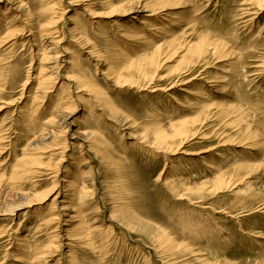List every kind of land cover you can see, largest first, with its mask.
<instances>
[{
	"label": "rangeland",
	"instance_id": "obj_1",
	"mask_svg": "<svg viewBox=\"0 0 264 264\" xmlns=\"http://www.w3.org/2000/svg\"><path fill=\"white\" fill-rule=\"evenodd\" d=\"M9 1L0 0V264H264V7L254 0H72L76 12L69 7L65 16L71 0H19L24 6L18 12ZM162 6L165 19L152 15ZM78 20L96 50L91 58L89 48L67 43L79 55L76 72L85 71L81 76L94 84L83 103L74 83L68 89L39 78L48 22L56 21L58 41L64 36L69 42L68 28ZM169 20L180 22L173 27ZM162 23L168 27L159 33ZM11 27L16 35L5 40ZM215 41L222 52L211 48L196 56L195 48ZM61 67L62 75L71 68L66 62ZM44 89L51 91L46 99ZM61 97L76 113L70 125L53 131L67 128L68 137L42 140L46 118L56 114L53 102ZM185 120L179 139L174 134ZM67 145L70 176L83 183L87 178L78 175L88 166L95 179L89 178L94 184L88 203L68 184L65 200L72 197L70 206L80 204L81 213L87 203L97 211V226L101 220L105 225L87 232L85 218L88 236L77 239L74 230L66 241L70 247L53 248L45 262L57 224L51 218L60 213L50 192ZM84 158L87 166L75 167ZM64 175L57 177L60 185Z\"/></svg>",
	"mask_w": 264,
	"mask_h": 264
},
{
	"label": "bare ground",
	"instance_id": "obj_2",
	"mask_svg": "<svg viewBox=\"0 0 264 264\" xmlns=\"http://www.w3.org/2000/svg\"><path fill=\"white\" fill-rule=\"evenodd\" d=\"M17 1V2H16ZM55 1V0H54ZM159 1V0H158ZM166 1V0H165ZM251 1V0H250ZM8 2V1H7ZM163 2V1H162ZM177 2V1H176ZM178 2H179V0H178ZM254 2H256V4L259 6V7H264V0H254ZM11 3V9H12V11H14V10H16L17 12L18 11H21V9L23 8V6H24V3H23V1H19V0H10L9 1V4ZM56 3V2H55ZM61 3H63V2H61ZM84 3H85V1H84ZM96 3V2H95ZM182 3V2H181ZM78 4V3H77ZM89 4V3H88ZM159 4H161V3H159ZM175 4V3H174ZM177 4V3H176ZM174 5V6H177V5ZM51 5H53V3L51 4ZM84 5V4H83ZM87 5V4H86ZM131 5V4H130ZM152 5V4H151ZM47 6V5H46ZM75 3L71 0V1H68L67 2V6L64 8V14L63 15H65V13L67 14V10H68V8L69 7H72V9H73V11H74V9H75ZM122 6H124V5H122ZM155 6H157V5H155ZM179 6V5H178ZM84 7V6H83ZM114 7V6H113ZM112 7V8H113ZM159 7V6H158ZM180 7V6H179ZM85 8H87V6L85 7ZM88 8H89V6H88ZM111 8V9H112ZM116 8V7H115ZM117 8H118V6H117ZM117 8H116V10H117ZM154 8V7H153ZM170 8V7H169ZM175 7H173V9H174ZM123 9H124V7H123ZM166 9L167 8H165V6H162V7H160V8H154V9H151V13H152V15H153V13H156L157 12V14L160 16V18L161 19H165V15H169L168 13H166ZM263 9V8H262ZM23 10V9H22ZM52 10H54V9H52ZM130 10H132V9H130ZM144 10V9H143ZM169 10V9H168ZM88 11V10H87ZM74 12H76V11H74ZM169 12V11H168ZM52 14H53V11L51 12ZM71 14H72V12H71ZM70 14V15H71ZM76 14V13H75ZM16 16V15H15ZM15 16H14V13L12 14V17L10 18V17H8V18H6V19H8L9 20V18H10V20H9V23H13L14 21H15ZM52 16V15H51ZM56 16H58V15H56ZM66 16V15H65ZM147 16H148V14H147ZM55 17V16H54ZM64 17V16H63ZM73 17H74V15H73ZM157 17V16H156ZM78 18V17H77ZM145 18V17H144ZM64 19H68V17L66 18H64ZM158 19V18H157ZM52 20V19H51ZM76 20V19H75ZM159 20V22H161L160 21V19H158ZM178 20H179V18H178ZM67 21V20H66ZM69 21H72V19H70V17H69ZM80 21H81V19H80ZM142 21V20H141ZM170 21V20H169ZM173 21V20H172ZM172 21H170L169 23H170V25L171 26H173V25H175L176 23H174V21L172 22ZM5 22V21H4ZM180 22V21H179ZM178 22V23H179ZM7 23V22H6ZM49 24L46 26V28H44V31H43V33H44V35H45V37H46V39H47V41H46V43H47V46L45 47V49L43 48H41V50H43V57H42V59H41V61H44V62H46V66H41L40 67V72H39V78H41V80H43V82L44 81H46V80H51V81H53L54 83L53 84H61V86H65V87H67L68 89H70V87H69V83H74V86H75V91H76V95H78L77 96V100L79 101V103H83V100H84V96L85 95H89L90 97H91V93L90 92H92V86L94 85L93 84V82L91 83L90 81H88V78H87V80H86V78H84L83 76H81L82 74L84 75V73H86L85 71H82L81 73H79V70H78V73L76 72L77 70V67L76 66H78L79 65V61L77 60V58L79 57V55H78V57L77 58H75V56H74V51H72V49H71V47H68V45L69 44H67V43H72L73 41L75 42V43H77V45H81V46H85V48L87 49V48H89L87 51H89V54H90V57L91 58H93L94 56H96V54H95V48H94V46H93V48L91 49V41H90V39L88 38V31H86V29H84L83 27L82 28H80V23H79V20L74 24V21H73V24H74V27H72V28H68V33H69V35H70V37H72V39L69 41V42H66L65 41V39L66 38H64V36H63V38L62 39H60L59 41L57 40V36H56V24H54V23H56V21L55 22H48ZM58 24V23H57ZM65 24V23H64ZM117 24V23H116ZM10 25V24H9ZM13 25V24H12ZM66 25V24H65ZM64 25V26H65ZM72 25V24H71ZM115 25V24H114ZM160 25H163V27H160V26H156V30H158L159 31V33H162V32H165L166 31V29H165V27L167 26L168 27V25H166V23H162V24H160ZM44 26V25H43ZM145 26V25H144ZM174 27V26H173ZM12 28V27H11ZM65 28V27H64ZM86 28V27H85ZM67 29V28H66ZM154 29H155V27H154ZM170 29V28H169ZM15 30V29H14ZM161 31V32H160ZM14 31H13V28L11 29V31H10V33L6 36V38H5V40L7 39V37H10V35L11 36H15L16 35V33H14L13 35H12V33H13ZM103 32V31H102ZM153 32V31H152ZM168 32H170V31H168ZM106 33V32H105ZM128 34V33H127ZM131 35V34H130ZM135 35V34H134ZM178 35V34H177ZM42 36V35H41ZM44 37V38H45ZM122 37H124V35L122 36ZM126 37V36H125ZM131 38V37H130ZM129 38V39H130ZM106 39V38H105ZM124 39H127V38H124ZM173 39V38H172ZM175 39V38H174ZM8 40V39H7ZM107 40V39H106ZM110 40V39H109ZM108 40V41H109ZM72 41V42H71ZM130 41H132V40H130ZM45 42V41H44ZM170 42V41H169ZM203 42H204V40H203ZM165 43V42H164ZM216 43V44H215ZM215 43L214 44H208V43H206V46H199V47H197V48H195V50H193V51H195L194 53H197L198 55H196V56H198V57H201L202 56V54H205L206 52H208V51H210V49L212 48V50H214V54L215 53H220V52H222V51H220L219 50V48H221V47H219L220 46V44H218L216 41H215ZM66 44H67V47H66ZM171 44V43H170ZM223 44V43H222ZM75 45V44H74ZM92 45H94L93 43H92ZM163 45V44H162ZM182 45V44H181ZM165 46V45H164ZM161 47V46H160ZM78 48V47H77ZM85 48H83V49H85ZM165 48V47H164ZM164 48H163V50H164ZM168 48V47H167ZM183 48V47H182ZM32 49V48H31ZM171 49V48H170ZM192 49V48H191ZM224 49H226V48H224ZM40 50V49H39ZM77 50V49H76ZM95 50V51H94ZM158 50V49H157ZM161 50V49H160ZM178 50V49H177ZM41 52V51H40ZM99 52V51H98ZM192 52V51H191ZM162 53V52H161ZM176 53V52H175ZM189 53V52H188ZM227 53V52H226ZM88 54V53H87ZM98 54V53H97ZM99 54H101V53H99ZM152 54H155V53H152ZM151 54V55H152ZM207 54V53H206ZM210 54V53H209ZM228 54V53H227ZM103 55V54H102ZM106 55V54H105ZM217 55V54H216ZM215 55V56H216ZM220 55V54H219ZM221 55H223V54H221ZM220 55V56H221ZM71 57L70 59H67V60H65L66 59V57ZM77 56V55H76ZM161 56V55H160ZM186 56H188V54L186 55ZM185 56V57H186ZM149 57H150V55H149ZM222 57V56H221ZM98 59L97 60H99V58L100 57H97ZM103 58V57H102ZM196 58V57H195ZM101 59V58H100ZM146 59H149V58H146ZM153 59V58H152ZM151 59V60H152ZM155 59V58H154ZM157 59H158V57H157ZM193 59H194V57H193ZM103 60V59H102ZM161 60V59H160ZM187 60H188V58H187ZM192 60V59H191ZM199 60V59H198ZM206 60V59H205ZM128 61L130 62L131 60H129L128 59ZM148 61V60H147ZM204 61V60H203ZM219 61H221L220 60V57H219ZM43 62V63H44ZM62 62L63 63H65L66 62V64H68V65H70L71 66V68H70V71L68 70V71H66V69H64V75H62L63 73V71H62ZM132 62H133V60H132ZM135 62V61H134ZM136 62H138V61H136ZM152 62H153V60H152ZM156 62V61H155ZM191 62V61H190ZM196 62V61H195ZM194 62V63H195ZM106 63V62H105ZM139 63H141L142 64V62H139ZM138 63V64H139ZM160 63V62H159ZM188 63H189V61H188ZM194 63H193V65H194ZM109 64V63H108ZM136 64V63H135ZM140 64V65H141ZM156 64H158V63H156ZM162 64V63H161ZM161 64H159L160 66H161ZM190 64V63H189ZM107 65V64H106ZM126 65H128V64H126ZM144 65V64H143ZM147 66H148V64H146ZM188 65V64H187ZM80 66V65H79ZM78 66V67H79ZM107 67H108V65H107ZM119 67H121V66H119ZM139 67V66H138ZM159 67V66H158ZM76 68V69H75ZM124 68H126V67H123V69ZM143 68V67H142ZM79 69H81V68H79ZM107 69V68H106ZM105 69V70H106ZM119 69V68H118ZM127 69V68H126ZM126 69H124V70H126ZM133 69V68H132ZM139 69H141V67L139 68ZM143 69H145V68H143ZM146 69H147V67H146ZM145 69V70H146ZM159 69V68H158ZM228 68H226V70H227ZM123 70V71H124ZM149 70V69H148ZM154 70V69H153ZM223 70V69H222ZM118 71V70H117ZM116 71V72H117ZM134 71V70H133ZM182 71V70H181ZM224 71V70H223ZM229 71V70H228ZM109 72V71H108ZM108 72H106L107 74H109V73H111L112 71H110L109 73ZM144 72V71H143ZM146 72V71H145ZM144 72V73H145ZM46 73V74H45ZM114 73V72H113ZM112 73V74H113ZM119 73V72H118ZM121 73H122V71H121ZM136 73H138V72H136ZM223 73V72H222ZM226 73V72H225ZM105 74V73H104ZM115 74V73H114ZM113 74V75H114ZM125 74V73H124ZM127 74H129V73H127ZM141 74H142V71H141ZM86 75V74H85ZM111 75V74H110ZM112 75V76H113ZM116 75V74H115ZM114 75V76H115ZM148 75V74H147ZM146 75V76H147ZM159 75V74H158ZM87 76V75H86ZM85 76V77H86ZM104 76V75H103ZM108 76V75H107ZM111 76V77H112ZM130 76V75H129ZM134 76V75H133ZM140 76V75H139ZM150 76V75H149ZM156 76V75H155ZM225 76V75H224ZM111 77H106V79H110ZM116 77V76H115ZM118 77H119V74H118ZM132 77V76H131ZM144 77V76H143ZM148 77V76H147ZM156 77H158V76H156ZM155 77V78H156ZM221 77V76H220ZM227 77V76H226ZM126 78H127V75H126ZM224 78V77H223ZM222 78V79H223ZM228 78V77H227ZM226 78V79H227ZM90 79V78H89ZM119 79V78H118ZM117 79V80H118ZM134 79V78H133ZM141 79V78H140ZM150 79H151V77H150ZM219 79V78H218ZM222 79H220V80H222ZM225 79V78H224ZM111 80H113V78L112 79H110V81ZM116 80V79H115ZM144 80V79H143ZM147 80V79H146ZM149 80V79H148ZM228 80V79H227ZM207 81V80H206ZM215 81V80H214ZM213 81V82H214ZM123 82V81H122ZM128 82V81H127ZM131 82V81H130ZM134 82V81H133ZM218 82H223V81H219L218 80ZM225 82V81H224ZM95 83V82H94ZM110 83V82H109ZM115 83V82H114ZM132 83V82H131ZM228 84V82H225V84ZM136 84V83H135ZM151 84V83H150ZM215 84V83H214ZM46 85H49L48 84V81H47V84ZM72 85V84H71ZM120 85H121V83H120ZM119 85V86H120ZM127 85V84H126ZM130 85V84H129ZM39 86L41 87L42 85H41V83H39ZM124 86V85H123ZM96 87V86H95ZM118 87V86H117ZM212 87V86H211ZM49 88V87H48ZM72 88V87H71ZM99 88H101V87H99ZM122 88V87H121ZM40 90V89H39ZM45 90V89H44ZM52 90V89H51ZM99 90V89H98ZM206 90V89H205ZM94 91V90H93ZM155 91V90H154ZM40 92V91H39ZM49 92H51V91H48V89L47 90H45V91H43V93L41 92V96H42V98H45L46 99V97L48 96V94H50ZM102 92H103V90H102ZM204 92V91H203ZM94 93H96V91L94 92ZM101 93V92H100ZM104 93V92H103ZM97 94V93H96ZM105 94V93H104ZM95 95V94H94ZM98 95V94H97ZM66 96V95H65ZM101 96H103L102 95V93H101ZM107 96V95H106ZM89 97V98H90ZM94 97V96H93ZM92 97V98H93ZM100 97V96H99ZM98 97V98H99ZM94 98H96V97H94ZM108 98V97H107ZM64 97L62 98H60V99H57L55 102H53V111L55 110L56 111V114L53 116V117H50V118H46L48 121L46 122V125H47V130L45 129L44 131H42L41 132V139L42 140H52V139H54L53 137H56L57 135H60V134H64L63 136H64V138L66 139V137H68V136H66L67 135V128L65 129L66 131H63V129L65 128V124H68V125H70V122H73L72 120H73V118H74V113H76L75 111L76 110H74V109H72V105L68 102V100H66L65 102H64ZM72 100V99H71ZM74 100V99H73ZM93 100V102H94V100H96V99H92ZM101 100V99H100ZM104 100H105V97H104ZM76 101V100H75ZM97 101V100H96ZM99 101V100H98ZM97 101V102H98ZM91 102V101H90ZM73 103V102H72ZM76 103V102H75ZM95 103V102H94ZM99 103V102H98ZM97 103V104H98ZM106 103H109L108 102V100L106 99ZM105 103V104H106ZM36 104V103H35ZM100 105V104H99ZM107 106V105H106ZM101 107V106H100ZM107 108H108V106H107ZM106 107H105V109H107ZM68 109H72L71 111L72 112H69L68 111ZM101 109H103V108H101ZM100 109V110H101ZM110 109V108H109ZM52 110V109H51ZM104 110V109H103ZM102 110V111H103ZM67 111L69 112V114H66V117H64L62 120H61V114H63L62 112H66L67 113ZM107 111H109V110H107ZM110 111L111 112H114L112 109H110ZM107 113V112H106ZM115 113V112H114ZM53 114V113H52ZM108 115H109V113H108ZM115 115H116V113H115ZM61 117V118H60ZM110 117V116H109ZM112 117V116H111ZM57 118H60V120L59 121H57ZM114 118V117H113ZM115 118L117 119L118 117H116L115 116ZM120 118V117H119ZM110 119V118H109ZM115 119V120H116ZM123 119V118H122ZM113 120V119H112ZM120 120V119H119ZM119 120L117 121V122H119ZM124 120V119H123ZM60 121H61V123H60ZM35 122V121H34ZM37 122H39L38 121V118H37ZM116 122V123H117ZM120 123V122H119ZM121 123H122V121H121ZM124 123V122H123ZM122 123V124H123ZM170 123V122H169ZM121 124V125H122ZM187 124H188V122L185 120V121H182V122H180V127H178L177 129H176V131H175V129H174V131H175V136H177L178 134H184L186 131H187V129H186V126H187ZM195 124V123H194ZM36 125V124H35ZM45 125V124H44ZM63 126L64 128L63 129H61V130H59V134L57 133L56 135H54V129L57 127V128H59L60 126ZM67 125V126H68ZM124 125V124H123ZM38 126V125H37ZM127 127H129L128 125H126ZM169 126H170V124H169ZM34 127V126H33ZM46 127V126H45ZM127 127H126V129H127ZM163 127V126H162ZM39 128V127H38ZM41 128L43 129V127H42V125H41ZM52 128V129H51ZM191 128V127H190ZM51 129V130H50ZM130 129V128H129ZM163 129V128H162ZM38 130H40V129H38ZM38 130H37V132H38ZM165 130V129H164ZM190 130V129H189ZM34 131H35V128H34ZM97 131V130H96ZM8 132V131H7ZM156 132V131H155ZM194 132V131H193ZM33 133V132H32ZM36 133V132H35ZM52 133V134H51ZM157 133V132H156ZM165 133V132H164ZM39 134V133H38ZM97 134V132H94L93 130H92V133L90 134V135H96ZM159 134V133H158ZM158 134H157V137H158ZM102 135V134H101ZM100 135V136H101ZM171 135H173V134H171ZM3 136V135H2ZM66 136V137H65ZM74 136H75V134H74ZM73 136V137H74ZM87 136V135H86ZM91 136V137H92ZM103 136V135H102ZM164 136H165V134H164ZM168 136V135H167ZM170 136V135H169ZM193 136H194V133H193ZM72 137V136H71ZM89 138H90V136H88ZM156 137V138H157ZM178 137V136H177ZM188 137V136H187ZM190 137V136H189ZM254 137V136H253ZM38 138V137H37ZM59 138V137H58ZM92 138H94V137H92ZM103 138V137H102ZM173 138V137H172ZM179 139H182L180 136L178 137ZM178 138H177V140H178ZM194 138V137H193ZM170 139H171V137H170ZM174 139H176V137L174 138ZM37 140V139H36ZM56 140V139H55ZM87 140V139H86ZM98 140V139H97ZM156 140V139H155ZM158 140V139H157ZM157 140H156V142H157ZM162 140H165L166 141V139H162ZM248 140V139H247ZM253 140V139H252ZM252 140H251V144H252ZM52 141H54V140H52ZM59 141V140H58ZM64 141H66V140H64ZM168 141V140H167ZM249 141V140H248ZM255 141V140H254ZM1 142V141H0ZM67 142V141H66ZM65 142V143H66ZM73 142V141H72ZM95 142H96V139H95ZM98 142L101 144L102 142H101V140H98ZM159 142V141H158ZM164 142V141H163ZM173 142H174V140H173ZM177 142V141H176ZM45 143V142H44ZM97 143V142H96ZM160 143V142H159ZM184 143V142H183ZM46 144H47V142H46ZM68 144V143H67ZM106 144V143H105ZM158 144V143H157ZM161 144H162V141H161ZM165 144V143H164ZM167 144H168V142H167ZM181 144V143H180ZM241 144V143H240ZM249 144V143H248ZM255 144V143H254ZM159 145V144H158ZM157 145V146H158ZM163 145V144H162ZM182 145V144H181ZM235 145V144H234ZM257 145V144H256ZM256 145H255V147H256ZM102 146H103V144H102ZM110 146V145H109ZM167 146V145H166ZM166 146H164L165 148H166ZM241 146H242V144H241ZM58 147H59V145H58ZM89 147V146H88ZM91 147V146H90ZM94 147V146H93ZM98 147H100V145L98 146ZM108 147V146H107ZM169 147H172L171 145L169 146ZM169 147H168V149H165L164 148V150H165V152H166V150L168 151L169 150ZM260 147V146H259ZM37 148V147H36ZM62 148V147H61ZM65 148V147H64ZM67 148H69L68 147V145L66 146V148H65V150L63 151V158L59 161V163H58V166H57V170H56V172H55V178H56V184H54L55 185V188H53V190L50 192V193H52L51 194V196L53 197V196H55L53 199H54V202H55V204H56V202H58L59 201V211H60V213L58 214V213H56V215H54V218H51V220L52 219H54V221L55 220H57V224H56V228H55V230H54V234H53V237H52V243H51V245L50 246H48V250H47V252H44V256L42 257V259L46 262L47 261V259L48 258H51L52 257V255H53V251H51L53 248H58L57 250L59 251L61 248H68V247H70V244L68 243V242H66L68 239L69 240H72V239H70V234H71V232H74V230H75V232H76V234L74 233V235L76 236V238L78 239V237H81L82 236V238H83V236L86 234V231L87 232H90L91 230H95L97 227L100 229V227H102V225H105L104 223H103V221L101 220V222H102V225H99V226H97V224H99L100 222V220H99V218H98V215H97V211H95V208H91V206L89 205L88 207H87V203H88V201H87V199L89 198V196L91 195V193H92V187H93V182H91V180H89V178H91L93 181H94V179H93V177H92V168H89L87 165H86V163H84L87 159H82L81 160V162H76L77 164V166L75 165V167H78L79 168V166L81 165V166H84V165H86L87 166V168L89 169V170H85L84 168L83 169H81V173L78 175L80 178L83 176V178H87L83 183H84V185H83V183H82V181L81 180H79L78 182H77V180H75L74 179V176H70V173H71V171L67 168V165H66V160H65V155H64V153H65V151L67 150ZM160 148V147H159ZM162 148H163V146H162ZM249 148V147H248ZM254 148V147H253ZM63 149V148H62ZM113 149V148H112ZM170 150H171V148H170ZM253 150H255V149H253ZM5 151V150H4ZM162 151V150H161ZM95 152H97V151H95ZM108 152V151H107ZM168 152H170V151H168ZM202 153V152H201ZM96 154H98V155H100V151H98ZM109 154V153H108ZM169 154H171V153H169ZM231 154V153H230ZM103 155V154H102ZM111 156V155H110ZM226 157H227V155H225ZM100 157V156H99ZM109 157V156H108ZM30 158H31V156H30ZM101 158V157H100ZM225 158V157H224ZM222 159H223V157H222ZM23 160V159H22ZM28 160V159H27ZM225 160V159H224ZM245 160H247V159H245ZM249 160V159H248ZM32 161V160H31ZM36 161H37V159H36ZM233 161V160H232ZM239 160H235V163L236 162H238ZM26 162V161H25ZM30 162V161H29ZM101 162H104L103 160L101 161ZM234 162V161H233ZM240 163H238L237 164V166H235V167H237L238 168V170H239V168L241 167L242 168V166H245L244 165V163H245V161H244V159L242 158V159H240V161H239ZM31 163V162H30ZM37 163V162H36ZM204 163V162H203ZM73 164V163H72ZM101 164V163H100ZM234 164V163H233ZM246 164V163H245ZM250 164H251V162H250ZM79 165V166H78ZM108 165V167H109V164H107ZM205 165H207L206 163H205ZM232 165V164H231ZM236 165V164H235ZM253 164H251V166H252ZM25 166V165H24ZM118 166V165H117ZM208 166V165H207ZM247 166V165H246ZM250 166V165H249ZM256 166V165H255ZM254 166V167H255ZM36 167V166H35ZM209 167H211V166H209ZM232 167H234V165L232 166ZM253 167V166H252ZM253 167V168H254ZM63 168V169H62ZM111 168H112V163H111ZM214 168V167H213ZM217 168H219V167H217ZM246 168V167H245ZM249 168H251V167H249ZM256 168V167H255ZM110 169V168H109ZM224 170V169H223ZM232 170H233V168H232ZM242 170V169H241ZM246 170V169H245ZM247 170H248V168H247ZM250 170H252V169H250ZM18 171V170H17ZM114 171V170H113ZM216 171H218V173L219 172H221V170H216ZM236 172H237V170H235ZM60 172L61 173H65V175L62 177V179L60 180L61 182H62V185H60L59 184V181L57 180L58 178L57 177H59V174H60ZM73 172V171H72ZM210 172V171H209ZM233 172V171H232ZM239 172H240V170H239ZM68 173V174H67ZM116 173V172H115ZM227 173V172H226ZM225 173V174H226ZM229 174V173H228ZM69 175V176H68ZM103 175V174H102ZM107 175V174H106ZM115 175H117V174H115ZM219 175V174H218ZM224 175V174H223ZM230 175V174H229ZM229 175H228V177H229ZM227 176V175H226ZM225 176V177H226ZM119 177V176H118ZM227 177V178H228ZM116 178H117V176H116ZM231 178V177H230ZM67 179L69 180V181H67ZM120 179V178H119ZM226 179V178H225ZM233 179V178H232ZM116 180H118V179H116ZM115 180V181H116ZM235 180V179H234ZM80 181H81V183H80ZM111 181H113V180H111ZM115 181H114V183H115ZM118 181H120V180H118ZM118 181H117V183H118ZM173 181V180H172ZM172 181H171V183H172ZM214 181V180H213ZM218 181V180H217ZM228 181V180H227ZM122 182V181H121ZM169 182V181H168ZM230 182H231V180H230ZM65 183V184H64ZM207 183V182H206ZM219 183V182H218ZM224 183V182H223ZM66 184H68V186H71V185H74V188L76 189V190H81L80 191V194H82V204H83V202H86L87 201V203H84L85 205H83L84 207H85V211L84 212H82L81 213V211H79V205L78 206H70L73 202H72V200H73V198L71 197V200H65V198L67 197L66 196V190L65 189H67V187H66ZM170 184V183H169ZM203 184V183H202ZM83 185V186H82ZM103 185V184H102ZM120 185V184H119ZM122 185V184H121ZM172 185H174V184H172ZM209 185H210V183H209ZM219 185V184H218ZM232 185H234V183L232 184ZM83 188H82V187ZM112 186V185H111ZM123 186V185H122ZM204 186H205V184H204ZM201 187V186H200ZM217 187H219V186H217ZM170 188H171V186H170ZM205 188H207V187H205ZM123 189V188H122ZM172 189H173V186H172ZM175 189V188H174ZM220 189V188H219ZM75 190V191H76ZM112 190H113V188H112ZM117 190H119V189H117ZM74 191V190H73ZM174 191V190H173ZM49 192V191H48ZM47 192V193H48ZM116 192V191H115ZM121 192V191H120ZM176 192H178V191H176ZM175 192V193H176ZM178 194V193H177ZM176 194V195H177ZM50 195V194H49ZM180 195V194H179ZM182 196V195H181ZM183 196H185L184 194H183ZM60 199V200H59ZM84 200H86V201H84ZM53 202V203H54ZM264 204V203H263ZM21 206V205H20ZM54 207H57V206H55L54 205ZM15 208V207H14ZM18 208H20V207H18ZM121 209V208H120ZM18 210V209H17ZM82 210V209H81ZM68 211H71V213H69V214H67L68 213ZM110 213V212H109ZM14 214V213H13ZM66 214V217H67V219H63V221H60L59 219L60 218H62L61 216L63 215H65ZM264 214V213H263ZM115 215V214H114ZM110 216H112V215H109L108 216V219H110L109 217ZM85 218H87L86 219V221H88L87 223L89 224V226L87 227L88 229L87 230H85V229H83L82 230V228H85V227H83L84 226V221H85ZM115 218V217H114ZM102 219V218H101ZM59 220V221H58ZM117 220V219H116ZM137 220V219H136ZM139 220V219H138ZM50 221V220H49ZM124 222V221H123ZM124 225H126V224H124ZM97 226V227H96ZM109 227V226H108ZM142 227V226H141ZM127 228V227H126ZM110 229V228H109ZM136 229H137V227H136ZM139 229V228H138ZM137 229V230H138ZM142 230V229H141ZM145 230V229H144ZM139 231V230H138ZM162 234H163V232H162ZM87 235V234H86ZM90 235V234H89ZM78 236V237H77ZM88 236V235H87ZM163 237V236H162ZM165 239L166 238H168V237H164ZM153 239V238H152ZM172 239V238H171ZM171 239L169 240V242L171 241ZM168 240V239H167ZM173 242V241H172ZM175 242V241H174ZM166 243H168L167 241H166ZM165 243V244H166ZM164 244V243H163ZM169 244V243H168ZM167 244V245H168ZM172 245H173V243H171ZM160 245V244H159ZM166 245V246H167ZM176 245V244H175ZM175 245H174V247H175ZM178 245V244H177ZM52 246V247H51ZM165 246V247H166ZM169 246V245H168ZM167 246V247H168ZM182 246V245H181ZM186 246H187V244H186ZM171 247V246H170ZM176 247H178L179 248V246H176ZM175 247V248H176ZM190 248V247H189ZM170 249V248H169ZM191 249V248H190ZM174 250V249H173ZM60 252V251H59ZM72 252V251H71ZM173 252V251H172ZM69 253V252H68ZM67 255V254H66ZM65 255V256H66ZM70 256L72 255V254H69ZM68 255V256H69ZM60 258V257H59ZM58 258V259H59ZM23 259L24 258H21L20 257V259H19V262H23ZM62 259H63V257H62ZM67 259V258H66ZM35 261V260H34ZM58 261V260H57ZM64 262H65V260H64ZM66 263V262H65ZM57 264H60V261L59 262H57Z\"/></svg>",
	"mask_w": 264,
	"mask_h": 264
}]
</instances>
